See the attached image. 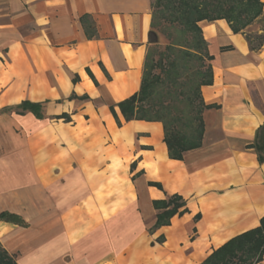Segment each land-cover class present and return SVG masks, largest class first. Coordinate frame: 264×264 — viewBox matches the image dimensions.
<instances>
[{"label":"crops","instance_id":"crops-1","mask_svg":"<svg viewBox=\"0 0 264 264\" xmlns=\"http://www.w3.org/2000/svg\"><path fill=\"white\" fill-rule=\"evenodd\" d=\"M152 16V0H0V211L26 223L0 220V245L17 264H202L259 226L264 47L199 22L213 106L201 146L170 158L160 121L109 108L139 90ZM24 100L42 116L2 111ZM172 195L185 210L151 229Z\"/></svg>","mask_w":264,"mask_h":264},{"label":"trees","instance_id":"trees-1","mask_svg":"<svg viewBox=\"0 0 264 264\" xmlns=\"http://www.w3.org/2000/svg\"><path fill=\"white\" fill-rule=\"evenodd\" d=\"M152 8L158 11L169 25L178 26L190 35L188 40L190 46L174 49L172 44L165 45L164 50L159 51L156 60H153L151 49L148 48L139 90L115 105L109 104V108L118 125L121 122L118 120L114 106L119 108L125 121L132 119L160 121L169 157L182 159L185 152L201 146L204 132L202 112L213 106L205 104L199 92L201 85L212 82L211 65L204 63V60H211L212 56L208 53L199 22L224 19L233 33H242L245 36L251 50L258 51L264 47L263 3L261 0H154ZM257 20L261 32H247L246 28ZM149 41L152 46L157 44L153 16ZM191 59L199 61L196 70L200 80L195 87V97L190 98L191 118L182 123L181 128L177 123L182 122V119L177 113H173L174 106L169 96L181 92L175 86L179 84L181 71L185 66L183 61ZM156 67L159 71L153 72ZM83 98L87 97L83 96ZM175 100L179 98L175 97ZM44 103L24 100L15 106L5 107L2 111L13 110L17 113L28 111L41 117ZM252 146L259 163L264 164V124L256 132ZM155 204L161 208V211L156 214V221L151 229L168 224L173 215L181 214L185 210L181 209L185 201L179 195L168 196ZM0 220L26 225L20 215L7 210L0 211ZM263 254L264 215L259 226L232 237L214 249L202 264H255L262 260ZM0 264H17L1 245Z\"/></svg>","mask_w":264,"mask_h":264},{"label":"rangeland","instance_id":"rangeland-1","mask_svg":"<svg viewBox=\"0 0 264 264\" xmlns=\"http://www.w3.org/2000/svg\"><path fill=\"white\" fill-rule=\"evenodd\" d=\"M154 0H152L153 2ZM153 22L154 27L157 31V44L155 46L150 45L151 54L153 60H156L159 56V51L164 50L165 45L172 44L174 45V49L178 48H187L190 46L188 44V40L190 39V35H188L184 30H182L178 26L169 25L167 21L163 19L161 14L153 9ZM255 28L246 29L247 32L257 33L258 31ZM185 66L181 71V76L179 78V84L175 87H178L181 91L180 93H175L169 96L171 104L174 106L173 113H177L182 122L179 121L177 125L179 127H183L182 123H185L189 118H191L192 106L190 98L195 97V87L200 80V75L197 73V67L199 66V61L195 59H191L189 61H183ZM204 63H209V61L204 60ZM159 68L156 67L153 69V72H158ZM213 81V74H212ZM212 83V82H211ZM209 85V84H206ZM202 86V85H201ZM200 86V87H201ZM199 87V92H200ZM179 98V100H175ZM200 97L203 101V98ZM204 102V101H203ZM205 103V102H204ZM206 104V103H205Z\"/></svg>","mask_w":264,"mask_h":264}]
</instances>
